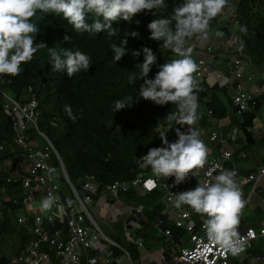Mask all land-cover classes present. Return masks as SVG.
Wrapping results in <instances>:
<instances>
[{
    "label": "trees",
    "instance_id": "obj_1",
    "mask_svg": "<svg viewBox=\"0 0 264 264\" xmlns=\"http://www.w3.org/2000/svg\"><path fill=\"white\" fill-rule=\"evenodd\" d=\"M180 2L182 0H167V6L157 10L156 18L171 16L173 7ZM221 13L209 21V30L220 20ZM154 18L149 12L136 14L130 21L113 22V27L118 28V32L116 37L111 38L103 31L96 37H90L88 33H77L62 16L52 13L37 19L39 32L35 42L44 43L46 46L34 54L32 61L22 65V71L18 75H0V142L11 143L15 134V118L4 108L5 95L22 103L28 101L24 97L35 98L40 110L39 130L54 145L63 161L69 181L78 191L82 189L84 179L93 176L98 184L95 199L99 200L108 185L115 181L133 180L141 171L147 170L140 167V157L146 154L149 148L162 146L157 129L160 125H169L167 115L177 111L176 105L171 102L156 105L150 100L140 98L138 88L143 81L138 78L129 84L127 80L130 73L139 72L136 65L143 61L142 53L139 57L131 55L132 49L148 46L154 51L157 60L152 66L149 78L154 77L159 70L158 65L174 58L171 50H162L159 47L162 41L150 39L147 25ZM232 22L238 23L236 35L239 47L257 64H264V0H240ZM132 32L138 35L132 36ZM223 33L224 38L228 39V29H223ZM65 35L70 37L68 41L64 40ZM124 39H127L125 47L129 52L114 63L109 45L113 42L119 45ZM47 47H78L91 57L88 71L81 70L72 77H68L65 72L53 71ZM216 54L221 56L222 51ZM193 58L196 61L194 56ZM132 95L133 101L128 100L127 107L114 111L115 100ZM197 97L198 112L202 113L199 118L201 126L213 129L212 124L208 122L214 119L223 124V134L236 128L242 135V144L245 142L249 147L255 144L251 129L258 114L264 109L262 100L258 101L252 112L243 114L240 122L227 88L208 81L199 83ZM66 104L71 106L73 114L76 115L75 121L64 111ZM209 112H212L211 117L207 115ZM52 121L56 122V127L51 125ZM29 135L35 138L31 132ZM14 156L10 150L3 155L8 159ZM53 166L59 167L55 157ZM6 178V170L2 169L0 244L4 242L5 247L0 248V264H8V240L12 241L14 246L17 245L12 254L19 255L24 251L29 239V227H17L15 221L25 198L24 189L20 184L7 183ZM136 192L131 190L127 200L128 203L144 206L143 214L148 217L143 226L145 227L149 221L155 220V215L159 213L157 211L162 208L158 202L163 192L155 191L146 199H141ZM121 226L124 228L123 224ZM166 227L173 236L183 238L185 235L183 230L173 225ZM118 243L125 251L133 254L134 248L131 245L121 241ZM120 253L115 249L117 256ZM262 256L263 251L252 250L234 260L232 264H250L254 259L256 264H264L256 262V258Z\"/></svg>",
    "mask_w": 264,
    "mask_h": 264
},
{
    "label": "built area",
    "instance_id": "obj_2",
    "mask_svg": "<svg viewBox=\"0 0 264 264\" xmlns=\"http://www.w3.org/2000/svg\"><path fill=\"white\" fill-rule=\"evenodd\" d=\"M240 0H227L222 9L220 20L209 30V38L206 41H198L195 38L189 39L186 46L192 47V55L196 58L198 65L194 76L200 84L213 79L214 84L228 89L233 106L237 109L236 116L242 122V115L252 112L258 101L264 102V64H257L253 58L248 56L240 47L236 35L237 22H232L237 12ZM223 29H228L229 38H224ZM217 31L221 36L215 35ZM218 56L216 52H221ZM174 58L176 54L173 53ZM213 64H222V68H214ZM258 74L255 76L254 72ZM257 80L260 82L257 83ZM212 81V80H211ZM26 103L5 95L4 108L14 118L15 134L11 143L0 142V171L6 170L7 183L20 184L24 189L25 198L20 212L16 214L17 227H29V239L24 251L19 255L12 254L17 245L8 249V264H101L100 256H103L104 263L113 262V248L120 246L105 237L100 229L97 220L93 217L88 206L105 207L108 212L110 223L119 221V217L128 212L136 220L143 216L142 205H127V195L131 190H139L145 193L163 191L165 207L174 211V226L182 229L187 235V245L181 247L178 253L167 260V254L162 257L163 264H232L245 254V251L252 248L258 239H264V222L258 232L253 228L239 229L237 225L238 238L244 242V250L233 255L230 251L221 248L215 242L208 240L204 225V217L200 215V224H197L194 212L187 206L177 209L173 206L170 197L176 192L194 188L199 178L187 177L181 184H173V178H155L149 168L147 172H140L133 180L115 181L108 185L98 201L95 200L98 191V184L93 176L84 179L82 189L78 191L69 181L64 172L62 162L54 145L39 130L38 120L40 119L39 104L33 99ZM212 116V112L207 114ZM215 124V123H214ZM51 125L56 127V122ZM169 125H160L157 129L167 131ZM166 138L169 141L177 139L176 128L186 132L190 127L172 122ZM200 138L205 142L213 144L217 154L208 155L207 163L201 170V177L209 181L214 180L220 170H235L240 190L251 184V195L258 192L259 183L264 178V166H261L253 174L242 176L234 167H227L233 158V151L230 148V141L234 134L221 135L213 130L206 135L204 129L198 126ZM29 132L34 136L39 135L44 139V147L39 148L35 138L30 137ZM10 150L15 156L11 159L4 158V153ZM15 151H20L19 153ZM59 162V167L53 166V158ZM242 159L246 155L241 154ZM142 163V160L140 159ZM218 166V167H217ZM54 171L49 172V169ZM150 179L155 180V187L148 185ZM67 184L68 188L63 191L62 185ZM52 194L55 203L52 208L41 212L40 201ZM248 201V200H247ZM247 201L243 208H245ZM241 217V215H240ZM163 216L157 219V226H163ZM2 217L0 216V223ZM159 223V224H158ZM123 230H127V224H123ZM251 231L252 235H249ZM164 235L171 237V231L164 229ZM126 242L136 243L142 246V240L134 242L128 235H124ZM104 243L105 248L101 250L98 246ZM19 245V244H18ZM47 246L48 250H43ZM94 255H91V252ZM166 255V256H165ZM124 256L129 260L127 252ZM122 259V258H121ZM119 259L120 263L122 260ZM128 260L122 264H130ZM257 261L264 262L262 258Z\"/></svg>",
    "mask_w": 264,
    "mask_h": 264
},
{
    "label": "clouds",
    "instance_id": "obj_3",
    "mask_svg": "<svg viewBox=\"0 0 264 264\" xmlns=\"http://www.w3.org/2000/svg\"><path fill=\"white\" fill-rule=\"evenodd\" d=\"M226 3L227 0H182L173 7L171 16L156 18L157 10L165 8L167 0H0V75H18L22 65L32 61L34 54L46 46L35 42L39 32L36 20L42 15L62 16L77 33L96 37L103 31L111 38L118 32L113 22L130 21L136 14L151 12L155 18L147 25L150 39L162 41L159 47L171 50L177 58L158 65L159 70L149 78L157 60L154 51L148 46L132 49L131 55L139 57L142 53L143 61L136 65L138 73L127 76L128 83L132 84L139 78L143 81L138 88L140 98L156 105L167 102L176 105L177 111L166 117L170 122L168 130L173 128L172 122L190 127L186 132L176 128L175 141L166 138L168 130L160 131L162 146L149 148L140 157V167L149 168L155 178L172 177L176 185L189 176L199 178L194 188L176 192L170 197L173 206L181 209L187 205L194 213L203 216L208 240L236 255L244 250V242L238 238L237 225L245 201L235 179V170H220L212 181L201 177L209 153L198 128L192 127L199 119V82L193 75L198 65L191 55L192 47L186 46L192 38L201 42L208 40L209 21L221 13ZM131 35L138 34L132 32ZM215 35L221 36L222 33L217 31ZM69 39L65 35L64 40ZM126 44L127 39H124L119 45L117 42L109 45L114 63L129 52ZM47 51L52 70L65 72L68 77L81 70L87 72L91 64L89 54L78 47H47ZM128 100L133 101V95L115 100L114 111L127 107ZM64 111L71 120H76L70 105H64ZM52 171L54 169L50 168L49 172ZM147 183L151 187L156 186L154 179ZM54 203L55 197L49 194L40 201V211L51 209ZM249 235H252L251 231Z\"/></svg>",
    "mask_w": 264,
    "mask_h": 264
},
{
    "label": "crops",
    "instance_id": "obj_4",
    "mask_svg": "<svg viewBox=\"0 0 264 264\" xmlns=\"http://www.w3.org/2000/svg\"><path fill=\"white\" fill-rule=\"evenodd\" d=\"M221 66H222V64H216V66H214V68L220 69V68H222ZM254 74L256 76L258 74V72L255 71ZM211 80L212 81H209V83L214 84L215 82H213V79H211ZM259 82L260 81L257 80V83H259ZM198 113H199V118H200L202 116V113L201 112H198ZM203 115H205V114H203ZM208 123L212 124V126L214 128L210 129V127H207L208 128L207 129V128L201 126L199 124V119L195 125L204 129L206 135H208L209 132H211L213 130H217L223 136L235 133L234 139H231V141L229 143L230 148L233 151V158L227 164V167H234L236 170H238L241 173L242 176H245L247 174L255 173L259 167L264 166V112L262 113V111H261L258 114V116L254 122V126L251 129V132L253 134V138L255 141V144L252 147H249L243 141H242L243 144L241 143L242 135L238 131V129L233 128L232 131H229L227 134H223L222 129H221L223 124H219L214 119L209 120ZM204 143L206 144V146L208 148L209 156H213V155L217 154V149L213 144L209 143L208 141H205ZM241 154L246 155V158L242 159L240 157ZM250 160H252V163L255 165L254 170L244 166V165H247V161H250ZM237 164H241L240 167L237 166ZM247 186H251V184L244 186L242 189L243 190L246 189ZM136 191H137L136 192L137 195L141 199H146V198L150 197V194H151V193H145V192L139 191V190H136ZM259 191H260V189L258 188V192ZM164 194L165 193L163 192L162 197L160 198V201L158 202V204H160V206L162 208H160V210L157 211L159 213L157 215H155L156 216L155 220L153 222L147 221L148 223L145 224V227H143V226H144V223L146 222V220H148V217L147 216L145 217L144 214H143L142 218H140V220H135V221L131 220L129 223H127V220L133 218L134 216L132 214H129L128 212L124 213L123 216L119 217V221L116 223H110V221L108 220V217H109L108 212H107V215L99 216V214H98V220L96 222L98 223L100 229L103 231L105 237L120 246V248H113V262L111 264H122L123 262L128 260L124 256V252H127L128 256H129L128 263L130 262V264H163L162 263V257L164 254H167V260L169 261L168 263H170L171 258L174 257L178 253L180 248L187 245V242H186L187 241V235H186V232L184 230L183 231L185 232V235L183 238H180L177 235H174V236L172 235L171 237H166L164 235V229L167 228L166 227L167 225H173L174 226V221H173L174 211L165 207ZM253 195L254 194L251 195V191H250L249 197H251ZM96 201H98V200H96ZM130 205H136V204L130 203ZM243 209L244 208H242L241 210H243ZM161 215L163 216V219H162L163 223L162 224H163L164 228L162 227V225L157 226V224H156L157 219L160 218ZM240 215H242L241 212H240ZM168 217L170 218V220ZM194 217H195L196 223L200 224V219H199L200 215L194 213ZM241 221H242V218L240 217V223H239V229L240 230H243L244 228H249V227H246L245 224H242ZM124 223L127 224V227H126L127 230L126 231L122 230L123 228L121 225ZM124 235H128L131 239L134 240V242H137L138 239H141L142 240V246L139 247V246H137L136 243L126 242ZM118 241H121V243L126 244V245H131L134 248L133 254L129 253L127 250L125 251L121 247V244L118 243ZM98 247L101 250H104V248L106 246L104 243H101ZM115 249H117L118 251L121 252L119 256H117L115 254ZM92 253L94 255L93 251L91 252V255H92ZM260 258H262V257H260ZM119 259L122 260V263L117 261ZM100 261H101V264H106V263H104L103 256H100Z\"/></svg>",
    "mask_w": 264,
    "mask_h": 264
},
{
    "label": "rangeland",
    "instance_id": "obj_5",
    "mask_svg": "<svg viewBox=\"0 0 264 264\" xmlns=\"http://www.w3.org/2000/svg\"><path fill=\"white\" fill-rule=\"evenodd\" d=\"M214 66H216V64H213ZM209 81H211V79H209ZM200 112V111H199ZM264 112V110H262V113ZM35 139L38 141L39 143V148H43L45 143H44V139L42 140V138L39 135L35 136ZM241 164H237V166L240 167ZM245 167L251 168V169H255V165L252 163V160L247 161V165H244ZM148 170H146L145 172H147ZM259 189L260 191L257 194H254L253 196L249 197V193L252 189V185L251 186H247L246 189H241V195H242V199L246 202L247 200V204L245 206V208L243 210H241V218H242V224H245L246 227H251L253 228L256 232H258V230L260 229V227L262 226L263 222H264V178L262 179V181L259 183ZM68 188L67 184H63L62 185V190L65 191ZM127 205H130V203L126 202ZM88 209L90 210L91 214L93 215V217L98 220V214L99 216L101 215H107V209L105 207H92V206H88ZM99 222V221H98ZM11 241V240H10ZM9 248L12 247L13 242H9V240L7 241ZM5 247V243L2 242L0 244V248H4ZM43 250H48L47 246H43ZM252 250H256V251H263L264 252V239L260 238L258 239L256 242H254L253 247L246 250L245 253L250 252ZM259 263H263L260 261H256ZM250 264H256L255 263V259L250 261Z\"/></svg>",
    "mask_w": 264,
    "mask_h": 264
},
{
    "label": "water",
    "instance_id": "obj_6",
    "mask_svg": "<svg viewBox=\"0 0 264 264\" xmlns=\"http://www.w3.org/2000/svg\"><path fill=\"white\" fill-rule=\"evenodd\" d=\"M61 159V158H60ZM62 161V160H61ZM62 165H63V168H64V164H63V161H62ZM64 172H65V174L67 175V173H66V171H65V168H64ZM135 221L136 220V218H131V219H129V220H127V223H129L130 221ZM262 258L264 259V256H262Z\"/></svg>",
    "mask_w": 264,
    "mask_h": 264
},
{
    "label": "bare ground",
    "instance_id": "obj_7",
    "mask_svg": "<svg viewBox=\"0 0 264 264\" xmlns=\"http://www.w3.org/2000/svg\"><path fill=\"white\" fill-rule=\"evenodd\" d=\"M209 120V119H208ZM146 171V170H145ZM142 172V171H141ZM155 193V192H154ZM96 200V199H95ZM169 218V217H168ZM169 220H170V218H169ZM168 229V228H167Z\"/></svg>",
    "mask_w": 264,
    "mask_h": 264
}]
</instances>
